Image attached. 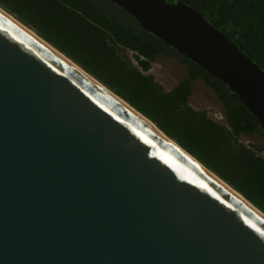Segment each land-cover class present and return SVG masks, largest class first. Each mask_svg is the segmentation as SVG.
Instances as JSON below:
<instances>
[{"label":"water","instance_id":"1","mask_svg":"<svg viewBox=\"0 0 264 264\" xmlns=\"http://www.w3.org/2000/svg\"><path fill=\"white\" fill-rule=\"evenodd\" d=\"M110 1L264 129V69L199 10ZM126 103L0 11V264H264V217Z\"/></svg>","mask_w":264,"mask_h":264},{"label":"trees","instance_id":"2","mask_svg":"<svg viewBox=\"0 0 264 264\" xmlns=\"http://www.w3.org/2000/svg\"><path fill=\"white\" fill-rule=\"evenodd\" d=\"M167 1L199 10L264 69V0ZM0 8L123 98L264 213L262 148L241 140L264 137V129L222 81L145 31L110 0H0ZM161 56H176L188 68L187 78L171 91L149 74ZM199 79L214 91L226 123L190 105Z\"/></svg>","mask_w":264,"mask_h":264},{"label":"rangeland","instance_id":"3","mask_svg":"<svg viewBox=\"0 0 264 264\" xmlns=\"http://www.w3.org/2000/svg\"><path fill=\"white\" fill-rule=\"evenodd\" d=\"M133 52L129 51V56L133 59ZM154 76L167 91H171L178 84L187 78L188 68L182 60L176 56H161L153 64L149 72ZM190 105L197 110H205L209 116L216 119V115L223 112L222 105L217 100L214 91L207 87L203 80H197L193 86V93L190 98ZM245 144H253L262 148L261 155L264 157V137L255 135L253 137H242Z\"/></svg>","mask_w":264,"mask_h":264},{"label":"bare ground","instance_id":"4","mask_svg":"<svg viewBox=\"0 0 264 264\" xmlns=\"http://www.w3.org/2000/svg\"><path fill=\"white\" fill-rule=\"evenodd\" d=\"M0 11L5 14L7 17H9L11 20H13L15 23H17L19 26H21L23 29H25L27 32H29L30 34H32L34 37H37L42 43H44L46 46H48L50 49H52L54 52H56L58 55H60L61 57H63V59H65L68 63L74 65L76 68H78L80 71L84 72L86 75L89 76V78L91 80H93L96 84H98L101 88H103L104 90H106V92H108L110 95H112L113 97L117 98L120 102H122L124 105H126L127 107H129V105H127L126 102H124L119 96H117L115 93H113L111 90H109V88H107L106 86H104L101 82H99L97 79H95L93 76L89 75V73H86V71L84 69H82L80 66L74 64L68 57H66L64 54H62L61 52L57 51L53 46L49 45L48 43H46L45 40L41 39L34 31H32L29 27L23 25L19 20H17L16 18H14L11 14L7 13L5 10H3L2 8H0ZM132 111L136 112L134 109H132L131 107H129ZM137 113V112H136ZM138 114V113H137ZM139 115V114H138ZM141 116V115H140ZM148 123H150L153 127H155L150 121H148ZM158 133L160 134V136L162 138H164L165 140H167L168 142H170L172 145H174L176 148H178L182 153H184L187 157H189L191 160H193L195 163H197L199 166H201L203 169H205L209 174H211L216 180H218L221 184H223L226 188H228L231 192H233L236 196H238L240 199H242L244 202H246L250 207H252L255 211H257L260 215H262L264 217V213L261 212L258 208L254 207L247 199H245L241 194H239L238 192H236L233 188H231V186H229L227 183H225L224 181H222L218 176H216L214 173H212L211 171H209L206 167H204L203 165L200 164V162H198L196 159H194V157L190 156L188 153H186L182 148H180V146L174 142L173 140H171L170 138H168L165 134H163L161 131H159L158 128Z\"/></svg>","mask_w":264,"mask_h":264},{"label":"built area","instance_id":"5","mask_svg":"<svg viewBox=\"0 0 264 264\" xmlns=\"http://www.w3.org/2000/svg\"><path fill=\"white\" fill-rule=\"evenodd\" d=\"M216 121L217 122H220V123H226V118H225V115L224 113L220 112L216 115Z\"/></svg>","mask_w":264,"mask_h":264}]
</instances>
